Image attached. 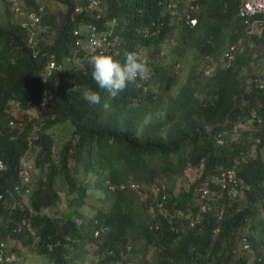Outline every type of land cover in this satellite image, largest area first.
<instances>
[{"label":"trees","instance_id":"trees-1","mask_svg":"<svg viewBox=\"0 0 264 264\" xmlns=\"http://www.w3.org/2000/svg\"><path fill=\"white\" fill-rule=\"evenodd\" d=\"M1 1L4 8H0V17L2 12L5 17L0 19V159L9 164L14 174L12 182L16 179L19 155L26 150L37 151L39 176L42 172L53 174V158L47 159L50 141L46 131L48 122L55 119L73 125L75 144L72 146L69 138L64 150L72 149L70 154H75L82 164L59 173L57 185L43 197L40 180L27 203L22 195L0 199V229L20 238L28 233L33 237L32 231H37L44 246L50 241L54 243L49 251L51 256L56 261L63 260V253L73 242L55 244L53 229L67 227L72 220L67 217L58 223L42 214L40 208L57 198L72 210L75 222L76 217L83 218L94 200L89 179L86 182L77 178V172L84 171L96 174V187L103 185L105 179L118 185L117 194L138 211L133 218L128 217L141 224L140 233L145 232L151 214L146 203L131 199L135 189L129 180L158 187L157 194L154 189L148 195L147 203L162 200L170 211L191 208L189 213L195 215L193 225L186 223L181 227L178 221L174 233L162 221L159 240L163 247L154 256L155 264H264V87L252 79H264V63H252L245 56L253 50L264 55V31L254 32L242 46L237 43L236 53L239 52L229 66H218L209 73L197 70L198 65L214 60L242 32L235 0H226V4L224 0H203L208 5L201 11L196 27L182 39V50L177 52L182 55L186 48L192 49L193 62L183 75L174 73L168 78L177 88L174 94H168L165 100H153L130 89L122 96L127 99L125 105L111 106L107 112L69 92L70 85L83 80L84 71L88 70V57L82 53V47L73 45L77 37L72 26L80 25L77 17L71 15L76 0H62L66 7L60 22L48 16L50 7L42 0H16L18 10L12 8L13 1ZM106 1L112 9L104 19L116 14L122 22L117 44L123 45V38L131 39L146 47L158 66L171 68L174 50L180 46L173 49L168 45L174 33L169 30L170 20L164 19L159 32L155 25H150L148 36L143 30L136 31L145 2L157 6L156 3ZM30 5L37 8L40 20L26 28L14 17L22 14L26 18L23 11L26 7L32 9ZM178 31L183 38V28ZM73 47H78L79 55H72ZM76 57L80 60L78 67ZM49 61H54V65L51 73L45 75ZM61 61L64 66L60 68ZM248 78L252 81L247 82ZM32 108L39 116L22 119L16 115V111L29 113ZM54 112L56 117L51 119ZM40 122H46L43 128H38ZM235 126L239 128L234 129ZM31 129L37 136L28 145ZM220 131L224 136L222 143L215 137ZM227 167L234 168L232 179H226L224 186L218 180L210 182L222 192V200L216 203L224 207L223 214L219 217L212 209L201 215L193 206L199 198L201 181ZM177 177L181 181L179 189L175 187ZM0 179L1 188L6 177ZM239 187L243 196L227 193ZM23 217L28 218L30 226L20 229L17 226ZM114 221L129 224L125 217H116ZM134 228L137 226L133 225ZM44 246L41 250L46 251ZM10 264L20 263L14 259Z\"/></svg>","mask_w":264,"mask_h":264},{"label":"clouds","instance_id":"clouds-1","mask_svg":"<svg viewBox=\"0 0 264 264\" xmlns=\"http://www.w3.org/2000/svg\"><path fill=\"white\" fill-rule=\"evenodd\" d=\"M10 1H13L11 2L12 8L20 9L16 0ZM153 1L157 6L145 2L144 10L139 12L141 22L136 31L143 30L148 36L151 34L150 25H155L157 32L162 31L161 27L167 17L172 24L169 30L176 27V31H178L180 27L183 28V40L186 33L189 34L196 27L201 11L208 5L203 0ZM225 2L226 0H224V4H226ZM235 2L237 5L236 14L242 22V32L238 34L235 42L225 45L222 52L214 60H208L207 63L198 65L197 70L209 73L208 71H213L218 66L223 68L229 66L239 52L238 50L236 53L237 43L242 46L254 32L264 31V0H235ZM110 9L112 8L109 7L106 0H97V2L94 0L75 1L71 15L77 17L76 20L80 25L72 26V32L77 37L73 45L82 47V53L88 57V70L84 71L86 76L83 80L70 85L69 92H72V96L81 98L89 105L102 108L107 112L111 106H124L127 99L122 98V96L130 89L133 90L134 94H147L153 100L160 98L165 100L168 94H174L173 90L176 87L172 86L168 78L174 73L183 75L185 69L191 65L190 62H193L192 49L186 48L182 55H177V52L182 50L183 40L181 44H176L180 46L178 49H176V45H171L173 49H176L174 50L175 56H179L180 65L175 68L176 60L174 59L171 68L160 67L151 58L148 49L133 42V40L123 38L125 43L121 46L117 44L118 32L121 29L119 26L122 22L116 14L104 19ZM32 11H37V8ZM34 18L37 20L39 17L34 15ZM33 24L24 23L22 25L29 28ZM78 47L72 48L73 56L80 54ZM163 51L166 52L165 49ZM247 59L249 58L247 57ZM53 65L54 61H49L45 67L46 70L44 69L45 75L51 73ZM58 65L61 68L64 63L61 61ZM75 65L76 67L80 65L78 57L75 58ZM252 79L260 87H264V79L261 76H255ZM250 81L252 80L248 78L247 82ZM31 110L34 113L29 117L39 116L35 109L32 108ZM55 117L56 113L54 112L51 119ZM10 123L13 124V120ZM45 124L46 122H40L38 128L41 126L43 128ZM72 127L70 122L55 119L47 124L46 133L50 141L47 159L53 158L52 163L55 165L53 174L49 175L42 172L41 176H39L41 173L36 175L37 151L26 150L19 155L16 179L12 182L14 174L11 173L9 164L0 159V178L6 177L3 186L0 188V199L7 195L19 198L22 195L27 203V198L33 196L40 180L42 181L41 194L43 197L49 193L52 186L57 185L61 178L59 173L65 168L70 171L72 168L80 166L81 160L75 154H70L72 149H69V152L64 150L69 138H71V145L74 146L75 144L76 136H72ZM210 127L208 126V128ZM236 128L239 127L235 126L234 129ZM36 136L34 129H31L30 135H27L28 145L32 144V139ZM215 137L218 143L224 141L221 131ZM56 141L61 143L60 147L55 146ZM228 169L233 170L232 175L234 176V168L227 167L219 174L211 175L201 181L199 198L195 203L196 205H193L200 211L201 215L212 209L216 210L219 217L223 214L224 207L220 203H216L222 200V192L212 187L210 182L218 180L224 186L226 179L233 178V176L232 178L228 176ZM77 178L86 182L88 178L94 195L92 206L86 209L83 218L76 217L75 222L72 210L63 201H57V198L54 202L42 205L40 208L42 214L55 219L58 223H62L67 217L72 220V223L67 227L53 229L56 238L55 244L73 242V245L69 246L68 250L63 253L64 259L56 261L51 256L49 251H52L54 243L50 241L47 246H44L39 239L42 237L37 231H32L33 237L29 236L28 233L24 238H20L0 229V264H10L14 259L20 264H27L23 257H20V252L31 254L33 264H97L98 262L103 264H155L154 256L160 253L163 247L159 240L162 232L160 226L161 223L163 225L162 221L165 222L166 226L168 224L171 232L174 233L178 221H180L181 227L186 223L193 225L195 222V215L189 213L191 208L187 210L178 208L170 211L162 200H149L147 203L146 199L154 189H156L157 194L158 187L154 183L140 184L129 180L130 186L135 189V195L131 199L146 203L148 212L151 214V219L148 218V224L145 226V232L140 233L141 224L128 217L131 215L130 217L133 218L138 211L134 204L117 194L116 186L118 188V185L105 179L103 185L96 187L94 186L96 174L90 172L78 171ZM227 193L243 196L242 187ZM28 210L32 212L31 207ZM156 214L160 216L156 217ZM116 217L127 218L129 224L124 225L115 222L114 218ZM133 225H136L137 228L133 229ZM23 226H30L27 217H23L17 227L22 229ZM43 246L46 247V251L41 250Z\"/></svg>","mask_w":264,"mask_h":264},{"label":"rangeland","instance_id":"rangeland-1","mask_svg":"<svg viewBox=\"0 0 264 264\" xmlns=\"http://www.w3.org/2000/svg\"><path fill=\"white\" fill-rule=\"evenodd\" d=\"M43 2H47L48 3V7H50L49 9L51 11H48L47 14L48 16H51L52 19H54L56 22H60L61 21V15L65 10V2H63L62 0H42ZM94 2H97V0H94ZM32 7V9L26 7L25 14L27 15V17L25 18L22 14L21 16H16L14 17V20L16 22H20L22 24L24 23H35L38 22L40 19V14L38 13V11H32L33 9H35L34 6L30 5ZM0 8H4V4L3 2L0 0ZM34 15H37L39 18L37 20H34ZM5 15L2 12V18H4ZM0 17V19H2ZM25 18V19H24ZM53 22V21H52ZM52 22L46 24L45 26H49V24H51ZM88 27V26H87ZM174 33L173 36L169 39L168 45H176V44H181L182 42V36L181 34L176 31V27L173 29ZM166 45V46H168ZM250 47V43L248 44L247 49ZM245 56H247L249 59L248 61L252 62V63H264V55H259L258 52L253 51H249ZM176 60L174 67L178 68L180 65V61H179V56H175L174 58ZM248 81V79H247ZM177 90V88H174V92ZM31 112L26 113L24 111H16V115H18L20 118H28L32 113H34L33 110H30ZM55 146L56 147H60L61 143L59 141L55 142ZM40 169L38 166L35 167V174L37 175L39 173ZM178 178V177H177ZM175 179V187L176 189H179L180 186V179ZM264 215V214H262ZM215 230V229H214ZM242 246H245V244H242ZM20 257H23L25 263L27 264H33V256L31 254H26L24 252H20L19 253ZM188 264V263H187ZM191 264V263H189Z\"/></svg>","mask_w":264,"mask_h":264},{"label":"built area","instance_id":"built-area-1","mask_svg":"<svg viewBox=\"0 0 264 264\" xmlns=\"http://www.w3.org/2000/svg\"><path fill=\"white\" fill-rule=\"evenodd\" d=\"M227 174H228V176L230 177V178H232V174H233V170H231V169H228L227 170Z\"/></svg>","mask_w":264,"mask_h":264}]
</instances>
